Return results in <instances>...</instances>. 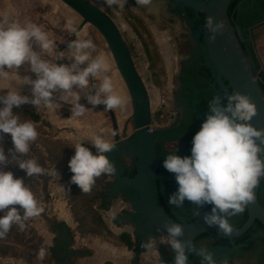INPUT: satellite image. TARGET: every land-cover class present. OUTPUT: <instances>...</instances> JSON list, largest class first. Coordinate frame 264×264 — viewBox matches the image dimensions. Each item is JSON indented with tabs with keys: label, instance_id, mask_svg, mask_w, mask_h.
<instances>
[{
	"label": "clouds",
	"instance_id": "1",
	"mask_svg": "<svg viewBox=\"0 0 264 264\" xmlns=\"http://www.w3.org/2000/svg\"><path fill=\"white\" fill-rule=\"evenodd\" d=\"M137 5L147 6L152 0H135ZM109 6L123 9L127 0H104ZM66 27L75 32L72 21ZM210 38L222 27V22H214L212 17L206 21ZM45 52H52L56 45L41 26L35 23L0 22V68H19L27 63L35 79L27 78L31 84V97L9 90L0 96V134H8L11 147L5 150L0 146V165L8 159L26 156L30 144L36 140L38 132L31 120H21L13 112L22 104L31 103L39 107L41 102L51 108L54 93L63 91L72 97L73 116H81L86 107L81 104L80 95L75 89L90 87V77L107 73L108 63L103 54L93 56L96 45L91 38H75L67 43V52L60 51L59 57L69 63L51 62L42 58L33 46ZM94 94L86 96L87 103L103 105L107 110L122 107L125 99L114 91L109 75H103L98 83L91 85ZM67 101V96H62ZM256 114L254 103L239 92L214 94L208 101L205 118L192 137L190 154L179 155L176 151L168 153L162 166L172 173L177 187L168 196L169 205L181 208L185 200L196 207L194 214L205 204L210 211L204 222L216 226L225 236H230L233 226L229 217L241 213L254 199V189L264 179V128L253 126L250 121ZM83 141V140H82ZM77 142L72 148L74 154L68 160L72 173L69 183L75 184L82 192H89L96 178L101 175H114L116 169L110 159L115 145L102 133L94 135L88 144ZM90 145V146H89ZM17 166L27 176L42 175L45 169L35 158L18 159ZM43 211L31 189L23 178L11 170L0 167V238H3L13 225L21 230L25 221L39 216ZM160 229H158V232ZM163 235L158 242L168 245L173 251V264H188V253L195 252L200 264H217L214 254L206 247H194L190 241H182L183 225L171 222L165 224ZM157 238L150 236L145 247H151ZM38 257L43 260L45 249L40 248ZM227 264V261H224Z\"/></svg>",
	"mask_w": 264,
	"mask_h": 264
},
{
	"label": "rangeland",
	"instance_id": "2",
	"mask_svg": "<svg viewBox=\"0 0 264 264\" xmlns=\"http://www.w3.org/2000/svg\"><path fill=\"white\" fill-rule=\"evenodd\" d=\"M89 1L110 16L117 25L123 39L129 47L135 67L146 86L151 102V125H164L168 122V111H165L164 118H162L161 115H156L159 97L167 91V88H170V86L174 84L180 63L188 58L194 44L187 24L179 21L181 24H179L178 29L166 24V17L171 16L168 13L169 1L167 0H152L147 6L137 5L135 0H127L123 9H119L116 6L109 7L104 3V0ZM5 13H7L8 22H31L41 26L42 30L54 41L56 48L52 52H45L35 45L33 47L42 58L51 62L56 61L57 50L70 42L73 37L74 32L66 27V22L70 19L75 30L82 22V17L60 0H0V22L4 21ZM255 34L258 55L264 68V25L259 27L255 31ZM76 38H91L96 45L92 53L93 56L103 54L109 66L108 72L100 73L96 80L92 77L89 78V88L75 89L81 97L79 102L81 104H88L86 96L89 93L94 94L95 92V89L91 88V85L98 83L99 80L103 78V75H109L113 81L114 91L118 92L125 99V103L122 107L113 109L120 133L123 134L125 132L128 135L133 134V110L131 99L107 43L101 34L90 24H86ZM64 51L66 53L67 48ZM61 60L62 63L70 62L63 58H61ZM19 69L25 70V74L31 79L36 78L35 74L30 71L27 63L21 65ZM7 91L8 90L1 89L0 96L5 95ZM21 94L31 97L30 83L27 89H25V92ZM62 96H67V101L62 100ZM54 97H56L57 101L51 108L45 107L43 102H41L39 107L34 106L43 117L50 122L51 128L44 127V129L47 130V135H41L38 131V124H35L38 136L36 140L30 144L29 148V150L37 156L31 157L38 161L45 169V173L42 175H34V177L39 176L40 179L25 175L23 170L18 168L17 163L18 159H23L26 156H20L14 159L9 155L4 164L0 165V167H7L12 172L17 170L16 175L22 177L25 185L33 190L37 201L40 200L39 196L42 197L40 191H48L49 193H57L58 191L65 192L63 179L72 175L68 169V160L74 154V149L72 147L77 142L83 140L82 143L87 145V140H90L96 134L102 133L106 139L115 144L111 119L105 108H86L81 116H73L71 111L72 97L60 90L54 93ZM18 117L21 120H26L23 116ZM89 123L90 126L88 125ZM41 139L44 141H40ZM38 141L43 143L44 146H41ZM1 142L4 143L1 144ZM0 146H3L6 151L11 147V140L8 134H0ZM64 151L66 153H64ZM124 164L131 165V159L127 156H121L119 158V167L122 168ZM97 180L99 182V177ZM108 181L112 184L114 182L113 178L108 179ZM91 191L87 193L80 190H78V192L73 191V194L76 193L77 196H79L76 202L77 210H80L82 224L85 226L89 224L91 228L99 233L102 232V228L107 226L110 231L114 233L112 227L116 224L114 222L112 223L110 216H108L106 212L101 213L100 216L93 213H90V216L84 214L85 209L88 210L89 208L87 207L86 194H90ZM91 207L92 205L90 208ZM125 211L128 213L132 211L130 204H127L126 209L122 212ZM85 215L87 216L86 219ZM27 222L29 223L28 220L24 222L25 225ZM29 228L34 227L29 225ZM77 228L79 229V227ZM129 230H131L134 239H136L137 229L135 230L133 227H130ZM162 234L164 233L159 232V235L155 237L157 238V242L151 247H148L149 250L147 255L149 259H146L145 264H161L158 259L157 251L164 248V245L158 242V238ZM26 236L27 238L30 237L29 232H26ZM102 236L103 239L115 243L114 240L108 238L106 234ZM165 246L168 247L166 244ZM2 248L5 250L6 254L0 251V256L15 257L16 259H13L15 263L19 260V264H50L46 253L43 260H41L37 254H31L26 245H22L21 243L14 244L13 240H11L10 243H5L0 240V250H2ZM35 248H38V250L40 248L45 249L43 241ZM8 260L10 262L12 261V259Z\"/></svg>",
	"mask_w": 264,
	"mask_h": 264
},
{
	"label": "water",
	"instance_id": "3",
	"mask_svg": "<svg viewBox=\"0 0 264 264\" xmlns=\"http://www.w3.org/2000/svg\"><path fill=\"white\" fill-rule=\"evenodd\" d=\"M82 17V22L73 33L71 40L82 31L86 24L92 25L104 38L112 54L116 67L128 90L132 104V120L134 133L127 138L120 133L118 122L113 110H107L113 127V138L115 141L114 155L111 160L115 166L112 175L113 186H119L130 190L132 194L126 198L132 211L125 213L124 218L138 217L144 222L143 228L147 236L156 237L159 232L164 233L165 224L176 222L183 225L182 241H193L202 234H214L218 238L232 241L244 235L257 221L264 227V206L259 201V191L264 179L254 189V199L245 207L247 220L240 228H233L230 236L219 232L216 226L207 225L203 216L210 211L200 214L194 221L187 223L184 220L174 221L167 213L163 202V188L159 186L158 170L160 162L157 157L156 140L161 137V130L150 131L149 125L152 121L151 102L146 86L140 77L135 63L132 59L128 45L122 37L117 25L104 11L91 3L89 0H60ZM175 9L189 8L194 12L195 18L191 23L195 24L193 35L200 41L201 50L205 53V59L210 65L213 76H217V83L224 93L239 92L246 95L255 105L256 114L250 123L257 128H264V68L257 69L253 59L247 55L240 40V28L234 26L228 16V8L233 0H169ZM203 16V21L202 17ZM212 17L214 22H222L210 38L209 30L205 27L206 21ZM70 40V41H71ZM67 44L57 50L64 51ZM56 59V60H57ZM61 59V58H60ZM62 63V60H57ZM86 108L103 107V105L92 106L84 104ZM120 140H123L125 149H121ZM133 161L135 175H125L119 167V154ZM158 229L160 231L158 232ZM142 233V229L139 231ZM165 234V233H164ZM188 253V264L191 256Z\"/></svg>",
	"mask_w": 264,
	"mask_h": 264
},
{
	"label": "flooded vegetation",
	"instance_id": "4",
	"mask_svg": "<svg viewBox=\"0 0 264 264\" xmlns=\"http://www.w3.org/2000/svg\"><path fill=\"white\" fill-rule=\"evenodd\" d=\"M178 10L180 11H175L172 3L169 1L168 13L171 15L169 17L173 20L181 21L185 19L191 21L195 18V16L192 18L188 17V9ZM237 13L240 22L238 27L240 28L242 47L251 58L252 55L255 56L260 65L259 69H261L263 65L258 55L255 31L264 25V0H239ZM191 38L194 43L192 50L188 58L182 59L183 61L180 63L174 80L176 104L178 107L177 119L173 125L160 129L163 134L156 140L157 157L160 162L158 170L160 179L158 183L164 191L162 195L163 205L166 211H169L168 214L171 218L173 217L176 221L184 220L187 223H191L200 214L209 210L210 205L205 204L202 206L199 209V215L194 214L196 206L187 200L184 201L181 208H174L169 205L168 196L176 190L177 184L173 174L163 168L162 160L168 153L174 151L179 155H185L183 151L191 147L192 137L199 130L201 122L205 118L208 101L214 94L224 93L217 83V76L209 75L206 71V68H210V65L205 59V53L201 50L200 41L192 36ZM123 134L127 138L133 135H128L125 132ZM120 147L121 149H125L123 140L120 141ZM114 154L113 151L108 155H111L112 158ZM121 156H125V154L121 152L119 158ZM131 162V165L124 164L122 166L121 169L124 174L126 168H133V161L131 160ZM130 169L127 171V174L130 173ZM119 190H122L124 193L128 192L127 189L113 186L114 192L117 193ZM259 196L264 201V187L260 188ZM243 216L244 211L229 217V222L233 228H236L240 224ZM126 220L134 224L133 227L135 230L137 229V232L141 229L142 232L146 231L143 228L144 222L140 221L138 217H128ZM256 222L244 235L232 241L218 238L214 234L208 233L204 234V236L203 234L198 236L193 241V246L198 248L206 247L208 251L214 254L217 264H224V261H227V264H264V229L258 226ZM163 245L164 248L157 251L160 263L173 264L172 249L169 246H165V244ZM190 264H200V257L196 253L191 256Z\"/></svg>",
	"mask_w": 264,
	"mask_h": 264
},
{
	"label": "crops",
	"instance_id": "5",
	"mask_svg": "<svg viewBox=\"0 0 264 264\" xmlns=\"http://www.w3.org/2000/svg\"><path fill=\"white\" fill-rule=\"evenodd\" d=\"M166 19V24L173 26V28L178 29L179 24H181L179 20L175 21L171 17H166ZM181 21L185 22L187 20L182 19ZM185 23L188 26L190 35L194 37L195 24L190 21ZM27 78L25 70L16 67L0 68V90H14L23 93L29 86ZM53 100L56 103V97H53ZM88 125L90 126V123ZM49 195L48 202L43 201L40 203L43 208L41 214L29 218L28 221L42 237L46 248H53L55 254L54 264H145L146 259H149L147 255L149 249L144 246V242L152 235L147 236L144 232H137V239H134L131 230H129L134 224L129 223L126 218L122 219L124 214L128 213L127 211L122 212L126 209V205L130 204L127 199L119 196L106 214L110 216L112 223L114 219L120 222V225H113L112 227L115 234L118 235L123 232L131 234L132 239L136 242V247L133 250L100 237L82 236L77 228V223L74 221L72 211L64 198V193L58 191L57 193H49ZM121 212L122 216L120 215ZM54 222L64 223L71 229L72 235L63 234L61 229L58 230L59 228L54 230L52 228ZM8 259H12V261L10 262ZM13 259L16 258L0 256V263L19 264V260L15 263Z\"/></svg>",
	"mask_w": 264,
	"mask_h": 264
},
{
	"label": "trees",
	"instance_id": "6",
	"mask_svg": "<svg viewBox=\"0 0 264 264\" xmlns=\"http://www.w3.org/2000/svg\"><path fill=\"white\" fill-rule=\"evenodd\" d=\"M238 4H239V0H233L231 2V4L229 5V8H228V16H229V18H230V20L234 26H238L240 24V22L238 20V13H237ZM186 9H188V12H189L188 17L189 18H192L195 16L194 12L191 9H189V8H186ZM175 11L179 12L180 10L175 9ZM201 17H202V21H203L204 17L203 16H201ZM185 22H187V21H185ZM252 58H253V61H254L256 68L259 69L260 65H259L257 59L255 58L254 55H252ZM206 71L209 75H212V71L210 68H206ZM154 72H155V69H154ZM261 86L264 90V84H261ZM229 91L232 93L231 89ZM6 93L7 92H5V94ZM13 112L17 116H23L26 120H31L34 122V124H38V127H39L38 131H39V133H41V135H47V130L44 129V127L51 128L50 122L47 121L43 117V115L31 103L22 104L18 108H13ZM163 112H165L164 109L157 110L156 115L159 116ZM40 141H44V140L41 139ZM40 141H38V143L41 146H44L43 143H41ZM58 142H61V141H58ZM2 143H4V142H1V144ZM190 148L191 147H189L188 149L183 151L185 155L190 154ZM64 153H66V152L64 151ZM27 156L37 157L31 152V150H29V152L26 154L25 158H27ZM109 156L111 159V155H109ZM4 169L9 170L7 167H5ZM129 169L130 168H126L125 175H128L129 177H133L135 175V169H134V167L131 168L130 173L127 174V171ZM13 173L16 175L17 170H14ZM70 176H67L66 179H63L64 185H65L64 198H65L68 206L70 207V209L72 211L74 221L77 223V227H79L80 234L82 236L102 237V238H103L102 235L106 234L108 238H112L114 240V242H115L114 244H116V245L121 244L124 247H126L128 249H132V250L135 249L136 242L132 239V236L129 233L123 232V233L117 235V234L111 232L107 226L102 228V232L99 233V232L95 231L93 228H91V226L89 224H88V226L87 225L85 226L82 224V221L80 219V217H81L80 210H77V202H76V201H78L79 196H77L76 193L73 194V191L78 192L79 189L75 184L69 183ZM33 178H37V179L39 178L40 179L39 176L34 177V175H33ZM110 178H112V175H101V176H99V182L97 180L98 177L96 178L94 185H97V186L93 185L91 193L86 194L87 195L86 196V202L88 204L87 207H89V208H88V210L85 209L84 214H87L90 216V213H93L95 215L98 214L100 216L101 213H105V212L110 210L115 199H117L119 196L126 199L130 194H132V192L130 190H128L127 193H124L122 190H119L117 193L114 192L113 191V184L110 181H108V179H110ZM262 183L263 184H262L261 188L264 187V180ZM31 191L33 192L32 189H31ZM33 194L35 195L34 192H33ZM40 194L42 195V197L39 196L40 200L38 201V203H42L43 201H45V202L49 201L50 195H49L48 191H40ZM161 199L163 202V198H161ZM259 201L264 206V201L260 198V196H259ZM91 205H92V207L90 208ZM243 211H244V216L242 218V221L240 222V224L236 228L241 227L244 224V222L247 220L248 216H247L246 208H244ZM167 213H169V211H167ZM86 217L87 216L85 215V219H86ZM172 219L174 221H176L173 217H172ZM114 223L116 225H120V222L117 221V219H114ZM256 223L258 226H260L261 228L264 229V227L260 223H258V222H256ZM29 225L30 224L27 222V224L25 225L23 230H21L18 225H13L10 228L9 232L3 238H0V240L2 242H5V243H10L11 240H13L14 244L21 243L22 245H26L27 249L31 252V254L36 255L38 252V248H35V247L37 245H40V243L43 241V239L40 235H38L37 231L34 228H29ZM52 228L54 230L55 229L57 230V228H59L58 230L61 229V232L63 234L72 235V233H73L71 231V229L68 226H66L64 223L54 222L52 225ZM26 232H29V234H30L29 238H27ZM203 236H204V234H203ZM45 249H46L45 253H46L48 262L50 264H54L55 254H54L53 248L47 249L45 246ZM0 251H2V253L4 252V254H6L5 250L3 248Z\"/></svg>",
	"mask_w": 264,
	"mask_h": 264
},
{
	"label": "built area",
	"instance_id": "7",
	"mask_svg": "<svg viewBox=\"0 0 264 264\" xmlns=\"http://www.w3.org/2000/svg\"><path fill=\"white\" fill-rule=\"evenodd\" d=\"M176 88L174 84L170 86V88H167V91L164 92V94L160 95L159 97V104H158V110L164 109L165 111H168V122H166L164 125H149L150 131L160 130L165 127H169L173 125L177 119L178 116V107L176 104ZM161 117H165V112L161 114Z\"/></svg>",
	"mask_w": 264,
	"mask_h": 264
},
{
	"label": "bare ground",
	"instance_id": "8",
	"mask_svg": "<svg viewBox=\"0 0 264 264\" xmlns=\"http://www.w3.org/2000/svg\"><path fill=\"white\" fill-rule=\"evenodd\" d=\"M163 235V234H162Z\"/></svg>",
	"mask_w": 264,
	"mask_h": 264
}]
</instances>
